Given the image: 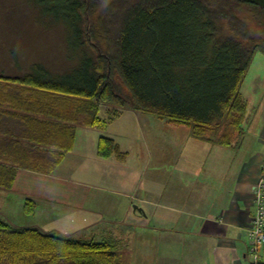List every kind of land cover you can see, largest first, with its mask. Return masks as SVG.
Listing matches in <instances>:
<instances>
[{
    "label": "trees",
    "instance_id": "16d2710c",
    "mask_svg": "<svg viewBox=\"0 0 264 264\" xmlns=\"http://www.w3.org/2000/svg\"><path fill=\"white\" fill-rule=\"evenodd\" d=\"M29 1L52 25H64L70 68H23L12 52V70L0 71V190L12 189L19 170L51 175L78 127L104 129L123 110L189 126L220 146L242 137L241 88L264 54V8L241 0H109L113 29L96 31L87 16L98 0ZM242 8L257 32L236 15ZM98 155L126 157L105 137ZM29 205L28 215L36 204ZM0 264H129V252L113 238L47 232L0 216Z\"/></svg>",
    "mask_w": 264,
    "mask_h": 264
},
{
    "label": "crops",
    "instance_id": "0c3cea01",
    "mask_svg": "<svg viewBox=\"0 0 264 264\" xmlns=\"http://www.w3.org/2000/svg\"><path fill=\"white\" fill-rule=\"evenodd\" d=\"M259 80L261 94L251 98L255 114L231 146L197 138L191 127L170 122L174 129L164 148L161 180L153 176L141 182L138 168L128 161L125 136L111 126L127 113H144L123 110L104 129L78 127L72 150L51 175L19 170L12 189L0 190V202L33 200L35 210L27 215L41 222L29 226L63 235L93 239L101 234L103 239L109 235L104 226L112 223L122 234L109 238L129 252V264H249L247 232L264 158V75ZM245 86L246 80L241 93L251 90ZM102 137L114 140L125 159L100 157ZM61 170L70 175H60ZM56 217L67 221L62 230ZM261 256L264 261V247Z\"/></svg>",
    "mask_w": 264,
    "mask_h": 264
},
{
    "label": "rangeland",
    "instance_id": "374dc122",
    "mask_svg": "<svg viewBox=\"0 0 264 264\" xmlns=\"http://www.w3.org/2000/svg\"><path fill=\"white\" fill-rule=\"evenodd\" d=\"M98 1L100 3L99 8L87 16L88 25L95 27L96 31H98L99 26L105 25L107 27L110 20V17L105 15L109 0ZM38 9L29 0H0V71L4 68L12 70V60H15V57L14 59L12 57L14 56L12 52L18 56L15 61L19 60L20 66L23 68L33 62H42L53 71H62L70 68V63L66 59V29L64 25H52L48 19L41 15ZM242 9L237 11L236 15L246 22L250 31L257 32L255 24L248 19L245 20L247 18L246 8ZM107 29L112 30L113 25L107 27ZM223 29L225 30L224 33L231 34L226 25L223 26ZM263 73L264 54L260 53L255 58L245 77V88L249 87V85L252 86L250 87L251 90L246 88L242 92L246 102L245 114L241 116L242 124L246 122L249 116L251 117L255 114L256 105H253L251 98L261 92L259 79L263 78ZM115 76L116 80L127 90L117 72ZM127 115L129 116H122L111 127L119 131L118 133L122 134V136H128V139L125 137L121 139L131 154V158L128 161L138 168L137 177H139L141 182H145L148 177L151 179L153 176L161 180L163 174L159 169H162L163 165V152L164 148L169 146L171 141L170 133L174 126H171L170 122L166 120H159L150 115L139 113H127ZM69 173L67 170L60 171V175L64 176H69ZM27 200L21 201V199L14 197L8 203L0 202V216L17 226L38 224L41 222L38 216H28L24 211L25 207H31V205L25 206ZM104 216V220H113L106 217V215ZM54 220L60 225L59 230H62L61 228H64L67 224L66 219L63 221V218L56 217ZM129 223H134V218H131ZM113 226L112 223L104 226L108 227L107 231L109 230V235L103 234L105 237H119L122 234L121 229L113 228ZM51 229L50 227L46 230H48L47 232L57 233V231H51ZM110 231L113 234H110ZM58 234L61 233L58 232ZM101 236V234H98L96 240H102ZM128 246L132 254V247L134 252V242L128 243Z\"/></svg>",
    "mask_w": 264,
    "mask_h": 264
},
{
    "label": "built area",
    "instance_id": "2783aa9c",
    "mask_svg": "<svg viewBox=\"0 0 264 264\" xmlns=\"http://www.w3.org/2000/svg\"><path fill=\"white\" fill-rule=\"evenodd\" d=\"M256 214L247 232L249 264H264L261 249L264 247V158L260 176L254 189Z\"/></svg>",
    "mask_w": 264,
    "mask_h": 264
},
{
    "label": "water",
    "instance_id": "95a60500",
    "mask_svg": "<svg viewBox=\"0 0 264 264\" xmlns=\"http://www.w3.org/2000/svg\"><path fill=\"white\" fill-rule=\"evenodd\" d=\"M241 1H246V2H251L259 5L260 7L264 8V0H241ZM136 210H141L137 206L134 207Z\"/></svg>",
    "mask_w": 264,
    "mask_h": 264
}]
</instances>
